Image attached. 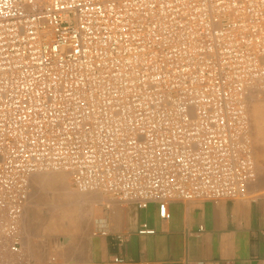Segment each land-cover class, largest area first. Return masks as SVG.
Wrapping results in <instances>:
<instances>
[{
    "label": "built area",
    "instance_id": "obj_1",
    "mask_svg": "<svg viewBox=\"0 0 264 264\" xmlns=\"http://www.w3.org/2000/svg\"><path fill=\"white\" fill-rule=\"evenodd\" d=\"M263 91L264 0H0V264L33 263L39 172L163 218L248 198Z\"/></svg>",
    "mask_w": 264,
    "mask_h": 264
},
{
    "label": "crops",
    "instance_id": "obj_2",
    "mask_svg": "<svg viewBox=\"0 0 264 264\" xmlns=\"http://www.w3.org/2000/svg\"><path fill=\"white\" fill-rule=\"evenodd\" d=\"M249 191L246 199L171 201L169 218L159 215L157 203L141 208L96 193L79 201L78 217L69 208L58 214V239L47 241L41 261L108 264L119 254L123 264H264V172ZM25 214V246L33 259L40 230Z\"/></svg>",
    "mask_w": 264,
    "mask_h": 264
},
{
    "label": "rangeland",
    "instance_id": "obj_3",
    "mask_svg": "<svg viewBox=\"0 0 264 264\" xmlns=\"http://www.w3.org/2000/svg\"><path fill=\"white\" fill-rule=\"evenodd\" d=\"M255 105L261 107L259 111L261 115L257 123H255L253 114ZM248 111L254 143V155L258 169V178L255 181L257 182L264 172V115H262L264 114V91L252 94L249 100ZM63 176H66L65 180ZM65 194H71L75 197L72 198L69 196L67 198ZM93 195H96V193H83L74 189L72 178L67 172H39L32 177L30 202L25 216L30 218L32 226L40 230V232L36 234V238L33 237L35 243H32V245L39 250L35 248L37 249V256L33 258L32 264H44L41 261V253L45 249V244L48 242L55 243L56 239H58L57 235L60 231L55 221L58 214L61 213L63 209L69 208L72 209L74 215L78 217L79 211L77 207L79 206V201H81L82 198V200H84ZM32 245L31 247H33Z\"/></svg>",
    "mask_w": 264,
    "mask_h": 264
},
{
    "label": "bare ground",
    "instance_id": "obj_4",
    "mask_svg": "<svg viewBox=\"0 0 264 264\" xmlns=\"http://www.w3.org/2000/svg\"><path fill=\"white\" fill-rule=\"evenodd\" d=\"M260 109H261V107L260 106H258V105H255L254 106V109H253V114H254V117H255V123H257V122H259V117H260V113H259V111H260ZM263 109V108H262ZM263 112V111H262ZM262 115H264V114H262ZM264 118V117H263ZM258 156V155H257ZM261 158V157H260ZM261 161V160H260ZM262 162V161H261ZM56 172V171H55ZM61 172H64V171H61ZM57 173H59V171H57ZM60 176H62V175H60ZM59 176V177H60ZM42 178V177H41ZM63 178H64V180L66 179V176H63ZM41 180V179H40ZM67 181V180H66Z\"/></svg>",
    "mask_w": 264,
    "mask_h": 264
}]
</instances>
